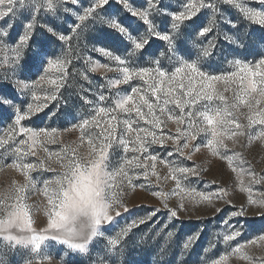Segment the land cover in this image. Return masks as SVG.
<instances>
[{
  "label": "snow or ice",
  "instance_id": "6c2138e0",
  "mask_svg": "<svg viewBox=\"0 0 264 264\" xmlns=\"http://www.w3.org/2000/svg\"><path fill=\"white\" fill-rule=\"evenodd\" d=\"M222 2L235 6L242 11L246 19L264 26V0H252L261 4L260 11L251 10L239 0ZM67 3L80 7L79 0H0V21L4 22V25L0 26V47L5 50H9L6 41L9 40L20 15L24 12L30 14V18L25 17L27 22L16 45L10 48L15 56L10 70L13 76H18L15 88L23 91L29 87L25 80L19 77L24 76L33 66L37 69L44 67L45 75L40 77L39 83L54 86V89L49 90L43 97V102L41 96L33 92V101L26 107L15 105L14 96L0 93V109H12L13 130L18 126L19 133L27 137L19 140L11 150L15 157L12 164L7 165L0 159V166L14 168L23 176V182L13 179L0 188V240L6 242L0 243V264H7V253L15 252L20 246L30 248L32 252L43 248V252L39 254L47 258L50 255L48 241L65 245L74 253H88L93 239L104 235L101 226H111L122 213L130 211L124 200L127 189H147L150 185L140 183L141 177L145 180L155 177L156 183L160 182L157 163L168 168V175L163 179L175 181L172 194L184 193L186 188L182 185H190L188 178L200 176L203 169L198 166H179L182 162L173 161L171 158L175 153L185 157L187 152L186 158L191 160L192 152H198L204 140L206 143H203V147L207 148L212 156L226 161L227 167L240 179V191L249 194L247 200L241 201L238 206L230 200L224 201L225 205L231 204L234 210L223 222L230 233L223 236V241L227 244L235 242L237 238L243 239L249 211L264 219V196L254 198L251 187L252 184L264 185V175H258L251 167L245 168L244 165L249 162L230 145L240 143L244 137H247L249 143L253 140L264 143V57L254 64L240 60L230 61L236 69L231 72L211 74L204 70L203 61L215 54L219 40V32L212 36L213 29L217 27L216 17L219 15L233 28L237 27L221 12V0H211L209 3L204 0H186L178 8L165 4L163 0H143L140 6H135L131 0H88V7L82 9V14L77 13L78 20H98L111 29L110 34L117 35L126 44L124 50L114 51L103 46H93V51L121 66L119 72L122 79L110 80L108 86L116 89L117 86L128 84L138 77L147 88L142 90L132 87L129 94H120L117 91L119 98L116 99L114 107L98 106L94 116L72 125L74 129L80 130L79 146H65L60 152L51 153L43 147L44 141L41 137L48 143H55L57 129L34 131L24 127L22 121L42 112L49 102L58 99L65 63L60 57L51 58L52 54L42 40L35 41L33 48L32 37L39 26L60 41L67 40L68 37L58 32L53 25L37 23L41 14L55 15L61 9L65 13L71 12L72 10L66 7ZM114 5L122 8L128 18H122ZM204 9L210 10L207 23H197ZM83 26L78 24L72 30L78 33ZM209 36H212V39H208ZM223 39L230 44L239 45L240 42V37L229 35L227 32L223 33ZM205 40H208L207 44H204ZM161 45L163 50H160ZM22 51L28 53L27 58L22 57ZM116 52L119 54H115ZM137 58L144 60L148 66H134ZM164 61L169 62L168 67L172 64L178 66L169 72ZM96 67L111 71L108 64H98ZM52 70L61 75L53 78L49 75ZM91 70L94 71L95 68ZM84 79L88 77L85 75ZM149 92L154 102L149 98ZM81 99L86 103L96 104L108 100V97L101 94L98 101H90L84 95ZM173 105L179 110L178 114L169 107ZM156 109H159L161 115L167 114L168 119L175 122V134L166 135L163 132L164 121L156 114ZM117 112L127 114L128 117L134 113L136 119L120 120ZM3 115L4 113L0 112V117ZM101 118H106V122L102 123ZM245 120L246 123L243 122ZM139 121H145L150 127H140ZM121 125L122 131L118 138L117 130ZM92 126L99 128L96 136L89 135L86 131ZM256 126L258 130L253 135ZM158 128L161 129L160 134H157ZM133 136L134 139L131 140L125 138ZM9 140H14V131L8 134L7 139L0 140V145H8ZM169 142L175 146L173 152H169L166 147ZM154 145H159L160 150L157 151ZM37 146L48 153L49 160L54 158L57 167L46 165L44 159L38 163L24 162L27 156L37 155ZM243 146L241 143V147ZM81 147L86 149V155L81 154ZM117 148L133 155L124 159L119 167H112L109 156L111 150ZM161 152L166 155L161 156ZM110 167L112 170H109ZM40 169L51 173L50 178L43 180V187H39L37 179L31 175L34 170ZM245 175L251 178L247 187L244 186ZM33 193L43 198L40 204L28 202ZM193 193L199 196V202L213 204L214 199H222L226 195V189L219 187L216 192L211 193L190 189L189 195ZM152 195L165 200L163 207L169 211L172 218H177L179 212L186 210L183 196L178 206L169 209L164 192L153 191ZM213 210L214 213H220L223 209L214 207ZM41 211L47 222L43 228L37 229L34 227L33 213ZM159 211L157 208L144 218L133 219L116 236L108 237L107 253H112L114 246L122 243L121 238L126 236L130 229L151 220ZM171 235L169 233V236ZM198 238V234L188 237L184 248H189ZM249 245L264 247V230L245 244H238L233 251L244 252ZM66 255L67 252L60 257L57 264H64ZM243 259L249 261V264H264V256L253 259L245 253ZM226 260V256H221L214 264H224ZM25 264H35V261L26 260ZM93 264H110V260L107 256L100 257L93 261Z\"/></svg>",
  "mask_w": 264,
  "mask_h": 264
},
{
  "label": "rangeland",
  "instance_id": "374dc122",
  "mask_svg": "<svg viewBox=\"0 0 264 264\" xmlns=\"http://www.w3.org/2000/svg\"><path fill=\"white\" fill-rule=\"evenodd\" d=\"M135 6H140L143 0H131ZM165 4L172 5L178 8L182 2L186 0H163ZM205 3L211 0H204ZM241 4L249 7L253 11L262 10L259 2H252V0H239ZM80 7H76L71 3H67L66 7L71 9V12L65 13L63 9L57 14L46 13L41 14L38 25L51 24L56 27V30L68 37L65 41H60L56 36L44 31L43 27L35 29V35L32 37L33 48L35 41L42 40L47 46L49 52L52 54L51 58L60 57L65 63L64 78L60 81V89L57 101L49 102L48 106L40 113L32 117H26L22 121L24 127L31 128L34 131L40 129H57V138L55 143H48L41 137L43 147L48 149V152H60L65 146L77 147L80 144L79 137L81 135L78 128H73L72 125L82 121L83 119L91 118L96 114L95 109L98 106L114 107L117 96V91L120 94H129L132 87L143 89L147 85L140 78H134L128 84L117 86L116 89L110 88L108 82L117 78L122 79V74L119 72L121 67L116 62L110 61L107 57L99 52L93 51V46L106 47L108 50H124L126 44L115 34H110L111 29L106 24L100 23L98 20L89 18L85 22L78 20L77 13L82 14V9L88 7V0H79ZM117 12L122 18H128V14L118 6H115ZM221 12L225 17L229 18L232 23L237 25L233 28L225 19L219 15L216 17L217 27L213 29L212 36H216L219 32V40L215 48V54L209 58H205L203 63L204 70L211 74H221L225 72L235 71V67L230 61L240 60L242 62L252 63L264 57V26H259L254 21H250L244 17L242 11L235 6L221 3L219 5ZM203 14L199 16L197 23L206 24L210 15L209 9L202 10ZM30 18L28 12L20 15L15 27L11 31V35L6 44L9 50L0 47V93H7L9 96L15 97V105H24L33 101V92L43 97L48 94L49 90H53L54 86L51 84L39 83L40 77L45 75L44 67L37 69L31 67L30 71L20 76L28 84V88L23 91L15 88V82L18 76H13L11 72L12 61L15 59L14 53L10 51L17 43L19 35L23 32V26L27 22L25 17ZM159 23V21H157ZM84 26L77 33L72 29L78 25ZM4 22L0 21V26ZM227 32L229 35L240 37L239 45L230 44L223 39V33ZM209 36L208 39H212ZM208 40L204 41L207 44ZM155 47V45L153 46ZM160 50H163L161 45ZM115 54H119L116 52ZM158 54V53H157ZM28 53L22 51V57L27 58ZM90 58V59H89ZM108 64L111 71H106L102 67L96 65ZM166 69L171 72L178 65L172 64L168 67L169 62L164 61ZM134 66L144 67L148 66L144 60L137 58ZM155 65H153L154 67ZM95 68V70H91ZM19 73V70H17ZM49 75L55 78L61 75L52 70ZM88 79H84V76ZM35 87L33 88V84ZM104 86L103 88L101 86ZM82 90H87L82 91ZM105 95L108 100L98 102L96 104L86 103L82 96L86 95L90 101H98L99 95ZM149 98L153 100L150 92ZM173 108L178 114V109ZM147 111V109H144ZM246 111V110H245ZM3 112V117H0V140L8 138L9 133L14 131V140H9L8 145H0V159L6 162L7 165L12 164L15 158L11 154V150L16 147L21 139H27L23 134L19 133L17 126L13 130L14 117L11 115L12 109H0ZM55 113V115H52ZM156 114L164 121L162 125L163 132L167 134H175L177 125L174 121L169 120L167 114L161 115L159 109H156ZM116 115L120 120L131 118L136 119L133 113L131 117L127 114L117 112ZM102 123L106 122V118H101ZM246 123L247 121H243ZM140 127H150L145 121H139ZM258 126L255 127V131ZM87 133L96 136L99 133V128L92 126L86 129ZM122 131V125L118 128V138ZM157 134H160L161 129H156ZM127 139H134L133 137H125ZM206 143V140L203 141ZM201 144L200 150L192 152V159H187V152L185 157H180L179 153H175L171 158L173 161L182 162L179 166L193 167L198 166L203 169L201 175L198 177H189L190 185L183 184L186 191L179 195H173L172 191L175 188V181L171 179H163L168 175V168L166 165L157 163V171L160 174L161 180L157 184L155 177H150L145 180L140 178V183L150 185L147 189L136 187L135 189H127L124 195L126 206L130 209L127 213H122L117 221L111 226H101L104 235L96 237L90 243L89 252L86 254L74 253L68 250L65 245L54 241H48L47 258L45 255L39 254L41 250L25 249L23 246L17 248L15 252H8L6 255L7 264H25L26 260H33L35 264H57L61 256L67 252L64 264H93V261L100 257H105L110 260V264H214L221 256H226L227 260L224 264H249V261L243 259L245 253L253 259L264 256V247L260 245H249L244 252L235 253L233 250L238 244H245L247 240L253 239L261 230H264V219L253 215L249 211L246 218L245 235L243 239L237 238L235 242L223 241V236L230 234L228 229L224 226V221L229 218V214L234 210L231 204L225 205V200H230L232 204L239 205L241 201H246L248 197L247 192H241V182L237 175L227 167L226 161H221L218 157L212 156L211 152ZM241 143L244 145L241 147ZM10 145V148H9ZM131 147V145H130ZM157 151L160 150L159 145H154ZM169 152H173L175 146L169 142L166 145ZM234 147L235 151L241 154V157L249 163L244 165L245 168L251 167L258 175H264V143L253 140L249 143L247 137L242 138L241 142ZM36 156H27L24 162L38 163L41 159L46 161V165L53 168L57 167L54 163V158L49 160L48 153L43 151V148L37 146L35 149ZM81 154L86 155V149L80 148ZM231 154V152H229ZM133 153H125L122 148L111 150L109 160L112 167H119V165L126 158H131ZM139 155V154H138ZM166 153L161 152V156ZM112 167L109 170H112ZM31 175L37 179L38 186L43 187V180L51 177V173L45 169L34 170ZM23 182V176L14 168L0 166V188L6 186V182L10 180ZM250 177L244 176V186H249ZM216 181L217 183H213ZM219 187L226 189V195L222 199L216 198L213 204L199 202V196L194 193L189 195L190 189L203 192H216ZM252 194L254 198L259 199L264 196V185L252 184ZM153 191L164 192L167 196V204L169 209L176 207L181 202L183 196V203L185 205L184 211L179 212L177 218H172L169 211L165 210L163 198L152 195ZM42 197L37 193H33L29 198V203L40 204ZM214 207H221L223 210L220 213H214ZM160 209L159 212L145 223L140 224L129 230V233L122 237V243L114 246L112 253H107L106 245L108 237H114L120 230L127 227L133 219H141L150 214L154 209ZM35 220L34 227L37 229L43 228L47 222L46 217L41 212H34ZM235 221H233L234 223ZM169 233L172 235L169 236ZM199 236L189 248H184L185 242L190 236ZM219 234V235H218ZM0 243H6L0 240Z\"/></svg>",
  "mask_w": 264,
  "mask_h": 264
}]
</instances>
